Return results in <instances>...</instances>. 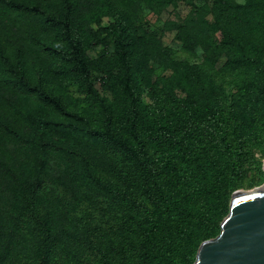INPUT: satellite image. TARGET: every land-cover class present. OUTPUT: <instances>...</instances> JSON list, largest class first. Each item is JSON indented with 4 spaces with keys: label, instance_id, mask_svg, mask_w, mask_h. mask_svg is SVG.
Returning a JSON list of instances; mask_svg holds the SVG:
<instances>
[{
    "label": "trees",
    "instance_id": "trees-1",
    "mask_svg": "<svg viewBox=\"0 0 264 264\" xmlns=\"http://www.w3.org/2000/svg\"><path fill=\"white\" fill-rule=\"evenodd\" d=\"M178 1L0 0V264H192L219 233L264 135V0L142 21ZM158 30L220 48L231 107Z\"/></svg>",
    "mask_w": 264,
    "mask_h": 264
},
{
    "label": "water",
    "instance_id": "water-1",
    "mask_svg": "<svg viewBox=\"0 0 264 264\" xmlns=\"http://www.w3.org/2000/svg\"><path fill=\"white\" fill-rule=\"evenodd\" d=\"M192 264H264V182L232 192L219 233L201 242Z\"/></svg>",
    "mask_w": 264,
    "mask_h": 264
},
{
    "label": "rangeland",
    "instance_id": "rangeland-1",
    "mask_svg": "<svg viewBox=\"0 0 264 264\" xmlns=\"http://www.w3.org/2000/svg\"><path fill=\"white\" fill-rule=\"evenodd\" d=\"M211 1L212 0H179L177 6L169 12L156 13L144 8V10L140 13V16L142 21H148L154 27L159 29L166 20L174 19L176 21H182L191 15L193 6H202L204 4L211 3ZM236 1L243 2V0ZM174 34V31H166L164 33H161L160 30L157 31V36L161 39L162 46L172 49L175 58L179 60H186L190 63L202 64L208 68V70L213 74L214 79L219 82V85L224 87V95L226 98L221 96V102L226 107H231L233 103L232 95L236 94V88L233 82H224L223 78H221L222 74L217 72L225 59L220 48L213 45V47L207 52H203L201 50H197V52H190L182 47L181 42L175 39ZM99 48L96 51L91 52V55H94ZM150 65L159 74L167 73L166 71H161L158 62L156 61H150ZM3 83V71L0 70V85H3ZM96 87L99 89L100 94H102V89L98 86V84ZM69 96V99L82 97V95L77 93L75 87L71 88ZM142 96L146 102L150 101L149 97L146 96V92H144ZM73 103L75 104L76 102L73 100ZM251 138L252 144L248 150L249 155L245 166L246 171L242 179L238 182L237 189L249 190L261 185L264 182V171L262 168L264 159V135L257 133L256 136H252ZM13 245L14 246L11 249L12 253H14L15 257H17V254L20 256L21 250L19 249V246L16 244Z\"/></svg>",
    "mask_w": 264,
    "mask_h": 264
}]
</instances>
